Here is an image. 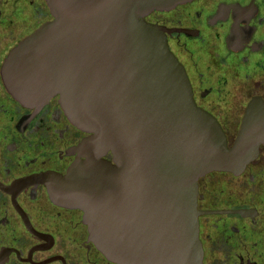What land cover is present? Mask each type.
I'll return each instance as SVG.
<instances>
[{
	"label": "water",
	"instance_id": "water-1",
	"mask_svg": "<svg viewBox=\"0 0 264 264\" xmlns=\"http://www.w3.org/2000/svg\"><path fill=\"white\" fill-rule=\"evenodd\" d=\"M189 0H46L52 19L4 64L26 105L51 97L89 133L50 195L84 212L89 238L117 264H202L198 180L239 174L264 145V103H248L231 145L197 106L165 28L144 16ZM110 154L111 159L104 156Z\"/></svg>",
	"mask_w": 264,
	"mask_h": 264
},
{
	"label": "flooded vegetation",
	"instance_id": "flooded-vegetation-1",
	"mask_svg": "<svg viewBox=\"0 0 264 264\" xmlns=\"http://www.w3.org/2000/svg\"><path fill=\"white\" fill-rule=\"evenodd\" d=\"M52 18L46 0H0V264H117L89 238L83 210L50 195V178L85 159L89 133L57 95L30 106L6 86L10 51ZM144 19L165 28L196 105L231 145L250 100L264 103V0H189ZM197 209L202 264H264V145L239 174L201 177Z\"/></svg>",
	"mask_w": 264,
	"mask_h": 264
}]
</instances>
